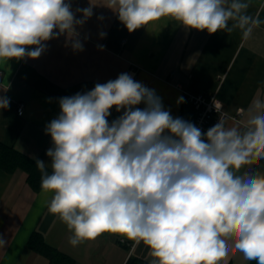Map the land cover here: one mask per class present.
Masks as SVG:
<instances>
[{
  "label": "clouds",
  "instance_id": "9594fccd",
  "mask_svg": "<svg viewBox=\"0 0 264 264\" xmlns=\"http://www.w3.org/2000/svg\"><path fill=\"white\" fill-rule=\"evenodd\" d=\"M94 6L74 12L70 0H0V63L39 58L44 42L62 35L66 46L83 51L77 28ZM99 6L111 9L129 33L168 18L209 35L239 30L246 40L261 25L248 12L251 0ZM58 104L60 114L45 127L51 163L36 159V167L42 191L52 194L48 211L72 232V246L111 233L143 242L152 264H223L236 254L264 264V171L250 167L264 160V99L253 98L244 127H226L221 115L206 132L174 117L154 89L128 73ZM9 105L0 96V110ZM113 108L121 114L110 123ZM7 243L0 235V247Z\"/></svg>",
  "mask_w": 264,
  "mask_h": 264
},
{
  "label": "crops",
  "instance_id": "0c3cea01",
  "mask_svg": "<svg viewBox=\"0 0 264 264\" xmlns=\"http://www.w3.org/2000/svg\"><path fill=\"white\" fill-rule=\"evenodd\" d=\"M70 2L74 12L89 7L90 2L97 5L92 17L77 28L83 51L66 46L62 35L44 42L47 48L39 58L0 63V96L10 98L9 108L0 110V144L25 158L51 163L46 152L53 144L45 127L60 114L59 98L90 91L129 69L136 72V81L156 91L174 117L191 122L196 112L189 94L217 92L230 114L242 110L239 119L228 120L226 127H244L253 98L264 99V0H251L248 12L259 16L261 25L246 40L239 30L209 35L206 30L185 29L168 18L129 33L111 9L99 6L106 0ZM76 18L82 14L76 13ZM102 31L107 34L104 38L99 35ZM179 97L185 102L177 104ZM21 103L25 105L22 116L17 111ZM110 111L111 123L121 113L115 108ZM250 167L264 171V160ZM51 195L41 186L36 188L23 168L0 170V235L8 241L0 247V264H128L130 259L152 264L148 246L120 234L104 233L72 246V232L48 211ZM35 233L61 253L55 263L30 247ZM252 262L257 263L236 254L223 264Z\"/></svg>",
  "mask_w": 264,
  "mask_h": 264
},
{
  "label": "trees",
  "instance_id": "16d2710c",
  "mask_svg": "<svg viewBox=\"0 0 264 264\" xmlns=\"http://www.w3.org/2000/svg\"><path fill=\"white\" fill-rule=\"evenodd\" d=\"M17 168H23L29 174V181L36 187L41 186V173L36 167V163L25 158L23 155L17 153L13 148L0 144V170L12 171ZM50 172V171H49ZM29 245L32 249L40 252L51 259L55 263V260L61 256V253L51 248L46 244L44 238L35 233L32 235L29 241ZM128 264H148L141 260L130 259ZM251 264H257L252 262Z\"/></svg>",
  "mask_w": 264,
  "mask_h": 264
},
{
  "label": "built area",
  "instance_id": "2783aa9c",
  "mask_svg": "<svg viewBox=\"0 0 264 264\" xmlns=\"http://www.w3.org/2000/svg\"><path fill=\"white\" fill-rule=\"evenodd\" d=\"M123 43H125V41ZM128 74L132 75L134 80L136 79L137 74L136 72H134V70L129 69ZM188 100L190 101L196 112V116L192 123L199 127L203 132H206L210 127L214 126L218 122L221 115L226 116V123L230 119H239V117L243 113L242 110H239L236 115H232L228 111H226L223 103L218 98L217 92L211 95L189 94ZM17 111L18 114L22 116L25 111V105L23 103L19 104Z\"/></svg>",
  "mask_w": 264,
  "mask_h": 264
}]
</instances>
